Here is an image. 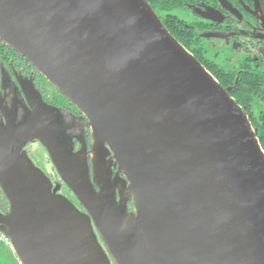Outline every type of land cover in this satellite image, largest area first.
I'll return each mask as SVG.
<instances>
[{
	"label": "water",
	"instance_id": "95a60500",
	"mask_svg": "<svg viewBox=\"0 0 264 264\" xmlns=\"http://www.w3.org/2000/svg\"><path fill=\"white\" fill-rule=\"evenodd\" d=\"M0 38L87 115L101 190L46 126L33 136L116 264H264V149L230 93L238 79L223 86L148 0H0ZM120 171L136 211L123 192L113 204ZM0 180L12 201L2 231L24 264H109L91 220L47 176L13 163Z\"/></svg>",
	"mask_w": 264,
	"mask_h": 264
},
{
	"label": "flooded vegetation",
	"instance_id": "af4514ba",
	"mask_svg": "<svg viewBox=\"0 0 264 264\" xmlns=\"http://www.w3.org/2000/svg\"><path fill=\"white\" fill-rule=\"evenodd\" d=\"M210 7L215 9L212 10L215 17L203 15L202 11ZM176 9L193 16L190 19L177 14L193 34L185 44L181 43L204 59L209 57L207 51L211 47L216 54L231 51L227 59L233 64L228 67L237 69V75L244 69L261 75L259 83L264 97V23L254 12V0H188ZM159 17L162 19V12ZM44 126L54 135L68 160L89 173L97 190H101L102 183L95 173L93 132L87 115L25 55L0 38V175L6 173L10 165L18 163L27 176L33 170L47 176L51 193L67 198L79 213L91 220L108 263L116 264L87 208L59 172L47 146L39 137L33 136ZM106 158L114 176L118 164H114L112 150L106 151ZM41 160L46 161L49 167L44 166ZM78 174L73 173L75 176ZM114 183L113 204L116 206L119 193L123 192L127 198V212L136 211L135 196L127 174L120 171ZM11 209L12 201L0 180V218ZM38 209L37 205L32 211ZM4 229H8V225L0 221V232ZM0 264H24L8 236H0Z\"/></svg>",
	"mask_w": 264,
	"mask_h": 264
},
{
	"label": "trees",
	"instance_id": "16d2710c",
	"mask_svg": "<svg viewBox=\"0 0 264 264\" xmlns=\"http://www.w3.org/2000/svg\"><path fill=\"white\" fill-rule=\"evenodd\" d=\"M148 1L157 14L160 15L161 11H166L161 20L180 42L185 44L190 35L193 36V34H191L192 30L187 28L183 23V19L172 11L174 8L185 4L188 0ZM260 3L264 11V0H260ZM192 53L215 75L223 86L234 84L235 79L238 76L235 88L230 93L249 115V118L256 129L259 141L264 149V97L262 96V86L259 83L261 75L250 72L247 69L242 70V72L237 75V69L220 64L211 57L204 59L200 57L196 51H192ZM262 74L264 75V73ZM254 106L258 108L257 115H254Z\"/></svg>",
	"mask_w": 264,
	"mask_h": 264
},
{
	"label": "rangeland",
	"instance_id": "374dc122",
	"mask_svg": "<svg viewBox=\"0 0 264 264\" xmlns=\"http://www.w3.org/2000/svg\"><path fill=\"white\" fill-rule=\"evenodd\" d=\"M172 11H173L174 13H176V14H179V15L185 16V17L190 18V19L193 17L191 14L186 13V12H183V11L178 10V9H176V8L173 9ZM161 12H162L163 15H164L166 11H161ZM210 47H211V46H210ZM207 55H208L209 57H211V58H214V59H215L218 63H220V64L227 65V66L233 64V63L229 62V59H227V57L231 55V51H222L221 53L216 54L215 49L211 47V49H210L209 51H207ZM254 107H255V106H254ZM253 111H254V114L257 115V113H258V108H257V107L253 108ZM37 151H39V150L37 149ZM40 162H41L44 166L49 167V165H48V163H47L46 161L41 160Z\"/></svg>",
	"mask_w": 264,
	"mask_h": 264
},
{
	"label": "built area",
	"instance_id": "2783aa9c",
	"mask_svg": "<svg viewBox=\"0 0 264 264\" xmlns=\"http://www.w3.org/2000/svg\"><path fill=\"white\" fill-rule=\"evenodd\" d=\"M0 236H1L2 238H7V236H6L5 233H3V232H0Z\"/></svg>",
	"mask_w": 264,
	"mask_h": 264
}]
</instances>
